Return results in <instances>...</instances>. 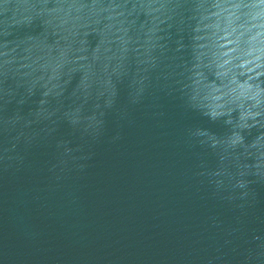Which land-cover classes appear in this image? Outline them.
<instances>
[{"label": "water", "instance_id": "95a60500", "mask_svg": "<svg viewBox=\"0 0 264 264\" xmlns=\"http://www.w3.org/2000/svg\"><path fill=\"white\" fill-rule=\"evenodd\" d=\"M0 264H264V0H0Z\"/></svg>", "mask_w": 264, "mask_h": 264}]
</instances>
